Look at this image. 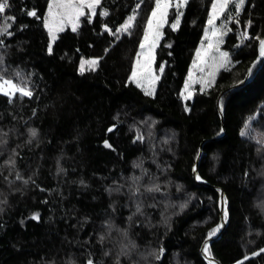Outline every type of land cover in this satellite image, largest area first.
I'll return each mask as SVG.
<instances>
[{
	"label": "trees",
	"instance_id": "obj_1",
	"mask_svg": "<svg viewBox=\"0 0 264 264\" xmlns=\"http://www.w3.org/2000/svg\"><path fill=\"white\" fill-rule=\"evenodd\" d=\"M211 2L187 0L175 30L170 10L155 52L154 68L163 71L149 97L128 76L154 0H101L90 23L85 14L75 32L57 35L51 54L43 26L49 0H8L0 27L13 34L0 35V76L26 83L33 95L9 102L0 94V264H116L117 229L136 244L120 264H264V58L256 39H264V0H246L239 23L227 22L221 47L229 68L183 102ZM229 11L235 15L234 5L222 21ZM133 14L131 34L116 33ZM81 59L97 60L95 70L79 72ZM249 69L247 84L217 105ZM141 162L144 175L134 166ZM132 177H141L142 195H131ZM151 183L160 191L145 192ZM221 192L228 216L203 257L208 232L221 224ZM137 201L143 214L130 222ZM161 248L158 260L147 255Z\"/></svg>",
	"mask_w": 264,
	"mask_h": 264
},
{
	"label": "snow or ice",
	"instance_id": "obj_2",
	"mask_svg": "<svg viewBox=\"0 0 264 264\" xmlns=\"http://www.w3.org/2000/svg\"><path fill=\"white\" fill-rule=\"evenodd\" d=\"M246 0H212L211 2V10L208 14L207 24L210 27H206L204 31V39L207 40L206 45H202L201 48L196 50V59L193 61V66L198 67L201 73H205L206 75H202L198 79H194L193 72L190 69L188 73V79L185 81V89L190 87V83H199L201 85V90H203L205 85L211 86L212 81L215 77L216 71L220 68L226 67L231 61L229 59V52L222 51L220 48L221 43H223V36L225 34V30L227 29V22L233 19H236L237 23L238 17L242 7L245 5ZM101 0H49L48 4V13L43 21V26L47 29L48 32V45L47 51L49 54L52 53V43L57 38L56 33L64 30L65 25L70 24L72 31L75 32L79 26L80 18L85 16V9L88 10L87 20L90 23L92 16L96 14V8L100 5ZM187 0H178L176 3V8L179 9L183 4H186ZM234 4L235 15L232 12H228L226 20L221 22V26L218 28L216 26V20L221 17L222 14L225 13L226 9H228L229 4ZM173 0H154V7L151 8V14L147 17L146 26L143 32V38L139 42V51L136 53V61L132 66L131 74L128 76V81L135 84L137 88H139L145 96L154 97L155 95V86L157 81L160 79L158 75L153 72V51L157 46V42L161 36V28L166 23V17L169 11V8L172 6ZM8 0H3L0 2V13H4L6 7H8ZM140 4L136 5V8H139ZM135 13V9L133 10ZM35 11H28V16H35ZM107 11H101V16H106ZM135 14L127 16L124 22L116 28V33H126L131 34V30L134 27ZM8 19L14 20V17H8ZM180 21V13L178 12L176 15V23L173 24V29H175L176 25L179 24ZM247 24L250 26L252 21H247ZM23 27V26H22ZM107 27V26H105ZM230 31V29H227ZM110 34L111 30H109ZM13 33L8 31V26L0 27V35H8L11 36ZM244 39L248 38L247 33L243 34ZM119 39V36L116 37ZM259 41V57L264 58V39H261L259 36L256 37ZM4 45V40L0 39V46ZM170 46V45H169ZM107 52V49L105 50ZM143 57V60H141ZM4 62V57L0 56V64ZM264 63V60L261 61ZM93 70L94 66L97 64V60L93 59L87 62ZM85 61L81 60L80 70L83 72ZM255 65V62H254ZM160 71H163V66L161 65ZM251 72V69L248 70ZM17 77H21L20 72H16ZM22 78V77H21ZM19 93L21 96L31 97L33 95L32 91L27 90V84H16L12 79H5L3 76H0V94L9 98V102H11L12 97ZM183 95V93H182ZM191 96V92H188V95L185 96V99H188ZM188 109L185 108V111ZM35 114V113H34ZM113 128L115 125L112 126ZM109 131H112V128H109ZM223 129H221V132ZM246 133L242 130L240 135L244 136ZM30 137L34 138L37 136L36 129H29ZM3 136H7V133H3ZM138 139H143L142 136H138ZM6 143V140L0 138V144ZM105 145L108 146V142L105 141ZM8 164L14 163L11 159L6 161ZM135 167L141 168L142 175L146 174V170L142 167V162L140 164L134 165ZM59 171H63V169H58ZM195 171V167L193 169ZM247 175V173H245ZM17 179H22L19 173L16 174ZM7 179V177H5ZM31 179V178H29ZM197 180H200L201 177L199 175L196 176ZM132 183L129 185V189L132 196H136L140 193L139 182L141 177H132ZM11 183V182H9ZM25 184L28 183V180L24 181ZM34 183V181H33ZM145 192H158L160 191L159 184L151 183L150 185H144ZM120 189L117 188L116 191ZM6 203V201L0 200V204ZM186 207V204L181 205V208ZM0 211H3L0 208ZM223 218L226 219L228 216V212L226 209L222 208ZM142 213V203L137 201L135 205V213L128 217L130 222L133 221V217L137 214ZM34 218H38V214H34ZM165 224H167V218L165 219ZM222 225L217 224L214 228H212L207 236L211 238L214 236L220 229ZM113 225L108 222L107 229L109 232L112 231ZM117 232L120 234V252L117 254L116 264H120L119 256H130L131 253L135 250L136 244L133 240L130 239L129 233L127 229H117ZM105 239L104 236L100 237L101 242ZM203 251L207 253L209 251V246L207 243V239L204 244ZM264 252V249H261ZM164 249L161 248L159 252L153 250L147 255L155 257L157 260L160 258V255L163 254ZM108 255L107 252L104 253ZM256 255V253H253ZM145 258L146 257H142ZM86 264H94L92 259H88Z\"/></svg>",
	"mask_w": 264,
	"mask_h": 264
},
{
	"label": "rangeland",
	"instance_id": "obj_3",
	"mask_svg": "<svg viewBox=\"0 0 264 264\" xmlns=\"http://www.w3.org/2000/svg\"><path fill=\"white\" fill-rule=\"evenodd\" d=\"M178 2V0H173V4H172V6L169 8V11H168V14H167V17H166V23H167V20H168V15H169V13H170V10H174L175 11V18H174V20H173V22H172V24H171V27H172V29H173V24H175L176 23V15H177V13L179 12L180 13V19H181V16H182V12H183V9H184V6H185V4H183L179 9H177L176 8V3ZM49 4V3H48ZM231 4V3H230ZM232 5H234V4H232ZM98 7V6H97ZM97 9V8H96ZM210 10H211V7H210ZM209 10V11H210ZM47 13H48V6H47V10H46V14H45V17H46V15H47ZM85 13L87 14V15H89V13H88V10L87 9H85ZM151 14V13H150ZM45 17H44V19H45ZM207 20H208V18H207ZM180 22V21H179ZM221 22H222V20H221V17L219 18V19H217L216 20V26L219 28L220 26H221ZM166 23L164 24V26L161 28V36H160V39L158 40V42H157V46H158V44H159V42H160V40L162 39V36H163V28L166 26ZM179 24H177L176 25V27H175V29L177 28V26H178ZM145 26H146V24H145ZM206 27H210L208 24H207V21H206V24H205V27H204V30H203V35H202V38H201V42L199 43V45H198V47H197V49L198 48H201L202 47V45H206L207 44V40H205L204 39V31H205V28ZM72 29L71 28V25L70 24H68V25H65V27H64V30H66V29ZM174 29V30H175ZM46 31H47V29H45ZM63 30V31H64ZM63 31H61V32H63ZM227 31V29L225 30V32ZM61 32H57L56 33V37H57V35L59 34V33H61ZM47 34H48V32H47ZM224 37V36H223ZM49 38V37H48ZM143 38V37H142ZM223 39V38H222ZM55 41V40H54ZM54 41H53V43H54ZM52 43V44H53ZM157 46H156V48L154 49V51H153V56H154V60H153V65H152V67H153V72L156 74V75H158L159 77H160V75L162 74V72L160 71V68L158 69V70H156L155 68H154V61H155V52H156V49H157ZM222 43H221V45H220V48H221V50H222ZM196 49V50H197ZM140 49L138 48V51H139ZM196 50H195V52L193 53V58H192V62H191V65H190V67H189V70L191 69L192 70V72H193V77H194V79H198L199 77H201L202 75H206V72L205 73H201V71L199 70V68L198 67H194L193 66V61L196 59ZM223 51V50H222ZM81 60H84L85 61V64H84V70L83 71H85V70H93L92 69V67H90L89 66V64L87 63L88 61H90V60H93V59H81ZM141 60H143V57H141ZM135 61H136V55H135V58H134V60H133V64L135 63ZM133 64H132V66H133ZM80 65H81V61H80V64H79V72H81V70H80ZM97 65V64H96ZM96 65L94 66V69L96 68ZM163 66V65H162ZM229 66H230V63L226 66V67H224V68H220V69H218L217 71H216V74H215V77H214V79H213V81H212V84H211V86L213 85V83H214V81H215V79H216V77H217V74L221 71V70H223V69H227V68H229ZM161 67V66H160ZM189 70H188V73H189ZM131 74V73H130ZM188 79V74H187V76H186V79H185V81ZM129 83H131V84H133L134 86H135V84L134 83H132V82H130V81H128ZM157 83H158V81H157ZM157 83H156V86H155V88L157 87ZM190 83V87L188 88V89H185V82H184V85H183V88H182V90H181V99H182V101L183 102H186V101H188V100H191L192 98H193V96H194V94L198 91V90H201V85L199 84V83H191V82H189ZM211 86H208V85H205L204 86V88H203V90H201V91H204V90H206V89H208L209 87H211ZM136 87V86H135ZM139 89V88H138ZM188 92H191V96L188 98V99H185L184 97L185 96H187L188 95ZM182 93H183V95H182ZM16 94H19V93H16ZM15 94V95H16ZM14 95V96H15ZM20 95V94H19ZM260 133V132H259ZM262 134H260V136H258V138H261V139H263L264 140V132H261ZM260 207V206H259ZM263 208V207H262Z\"/></svg>",
	"mask_w": 264,
	"mask_h": 264
},
{
	"label": "water",
	"instance_id": "obj_4",
	"mask_svg": "<svg viewBox=\"0 0 264 264\" xmlns=\"http://www.w3.org/2000/svg\"><path fill=\"white\" fill-rule=\"evenodd\" d=\"M259 59H261V57H259L258 60H259ZM249 77H250V72L248 71L247 76H246V79H245L243 82H241V83H239V84H236V85H234V86H231L230 88H227L226 90H224L223 92H221L220 95L218 96V99H217V105H218V102H219L221 96H222L224 93H226V92H228V91H231V90H235V89H239V88L243 87V86L246 85L247 82L249 81ZM218 112H219V114H220V116H221V118H222V112H221V110H220L219 107H218ZM195 173H196V172L193 173L194 176H195ZM220 197H221L220 223H221V225H222V228H221V231H222V229L224 228V225H225L224 222H223V216H222L223 197H224L223 192H221ZM221 231H220V232H221ZM219 235H220V233L218 234V236H219ZM212 240H213V238L208 239V240H207V243H209V242L212 241ZM204 244H205V242H204ZM204 244L202 245L201 250H200V253H201V255H202L203 257H205V253H204V251H203ZM209 260H211V259H209Z\"/></svg>",
	"mask_w": 264,
	"mask_h": 264
}]
</instances>
